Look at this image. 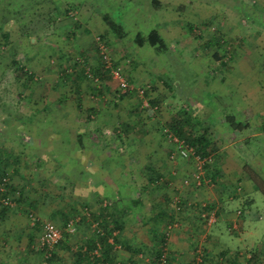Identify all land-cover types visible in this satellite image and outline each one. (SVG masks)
<instances>
[{
	"label": "rangeland",
	"instance_id": "1",
	"mask_svg": "<svg viewBox=\"0 0 264 264\" xmlns=\"http://www.w3.org/2000/svg\"><path fill=\"white\" fill-rule=\"evenodd\" d=\"M106 15L123 24V36L109 27ZM153 29L165 46L148 43ZM138 33L146 39L143 44ZM215 36L221 46L207 47ZM99 40L127 78V92L119 89L110 71L97 75L106 87V92H97L93 72L104 69L95 45ZM217 51L220 59L214 56ZM15 60L32 79L16 70ZM263 108L264 0H0V150L17 163L8 166V182L37 201L32 213L42 226L52 219L63 230L62 214L71 206L78 211L67 215L71 249H57L58 259L49 263V254L32 248L40 244L42 229L34 230L25 206L11 193V210L0 219V264H76L72 253L95 232L88 211L98 213L105 204L113 208L118 197L127 195L118 212L110 209L115 219L123 218L124 205L131 207L129 200L141 190L146 201L166 191L177 219L169 234H176L188 215L193 216L175 204L178 200L185 206L180 195L187 188L194 193L202 189L211 199L196 202L202 225L192 217L203 227L191 236L195 243L196 232L202 231L197 245L204 255L206 237L209 233V241L214 240L217 231L212 227L219 223L220 239L240 249L233 254L247 257L260 250L263 260L264 195L247 192L249 177L242 171L250 163L264 177ZM182 111L194 125L200 121L196 130L206 128L218 147L216 157L211 152V170L206 169L200 187L192 182L194 161L174 155L175 145L163 134L165 124ZM228 113L247 124L245 129H232L225 121ZM125 123L138 132L124 131ZM149 162L156 165L150 175L158 172L161 179L147 187ZM219 165L227 172L214 180L211 175ZM186 179L191 182L186 184ZM117 190L124 193L117 196ZM224 190L232 198L226 210L215 204L211 210L218 213L217 220L209 226L201 217L202 205L213 203ZM141 209L126 213L121 230L114 229L120 240L115 255L122 264L119 254L133 248L123 238L132 243L134 226L156 223L163 230L168 221L152 220L147 204ZM240 210L246 212L242 218ZM55 211L59 213L53 219ZM139 248H144L143 264L149 263L145 259L156 250Z\"/></svg>",
	"mask_w": 264,
	"mask_h": 264
},
{
	"label": "trees",
	"instance_id": "2",
	"mask_svg": "<svg viewBox=\"0 0 264 264\" xmlns=\"http://www.w3.org/2000/svg\"><path fill=\"white\" fill-rule=\"evenodd\" d=\"M105 19H106V22L108 23L109 27L113 31L117 32L120 36H123V34H124L123 24L115 21L114 18H112L110 15H106ZM141 35L142 34L138 33L136 38L140 44H143L146 39L142 38ZM3 37L5 39H8V33H4ZM147 41H148V43H150L153 46H156V45H159L161 47L165 46L164 38L160 35L159 31L156 29H153L149 32V34L147 36ZM102 43L103 42L100 40L95 43L96 49L99 52L98 58L102 59L103 63H104V69H101V70L98 69V71H96V73L93 72V75L96 74V76L103 74L104 71L105 72L110 71V69L107 67L105 60L103 59L104 55L101 53ZM103 44H105V43H103ZM221 44H222L221 40L215 36V37L211 38L209 41H207L206 46L207 47H211V46L218 47V46H221ZM214 56L217 59L221 58L218 55V51L214 54ZM13 63L16 65V70H19L21 72V74L22 73L26 74L30 79L33 78L32 73L31 74L28 73L24 69V67L18 65V62H16V60ZM223 64L226 65V63H224V62H223ZM113 65H114V63H113ZM95 79H98V81L95 80L97 85H98L97 86L98 87L97 92L98 93L99 92L101 93L103 91L106 92L105 91L106 87H104L102 84L99 83L101 76H100V78L97 76V78H95ZM101 82H103L102 79H101ZM151 103H152V105H155L156 101H154V102L151 101ZM192 120L193 119H192L190 114H188L185 111H182L177 116L172 117L171 120H169L168 123L165 124V127L163 128V131H164L163 134H165L168 137L169 133H171L173 136L177 137L179 140H182V141H185L186 143H189L191 146H193L195 148L197 154L201 155V157L212 156L213 155L211 153L212 151L214 152L215 157H216L218 154V152L216 153V151H218V147H217L216 143L214 141H212V139H210V136L208 134V130L206 128H202L203 130L197 131L196 126L198 125L200 127L199 124H201V122L199 121L197 123V125H194ZM225 121L235 131H242L245 129V127L247 125V124L243 123L242 121H239L237 119L236 115L230 114V113L225 115ZM123 129H124V131H129V129H134V126L128 125L125 123V124H123ZM165 129L168 130L167 133L165 132ZM117 132L119 134L120 130L118 129ZM172 143L175 145L174 142H172ZM174 150H175V148H174ZM212 158H213V156H212ZM12 162L15 165L17 164L15 157H13V158L10 157V154H8V152L6 150H4V151L0 150V179L2 181V185L5 186L4 190L0 189V198L2 199V202H0V204H1L0 218L3 219L6 216V214L8 213V211L11 210V205H12V202L14 200L18 205H22L23 207L25 206L24 211L30 216L34 230H41L42 229V231H43V227H44V224L46 221L44 222V224L42 226L41 222L37 221L36 216L32 213L33 212L32 210L37 208V201H34L32 199H28V197L23 192V190L17 191L16 187L12 183H10V181L8 182V175H9L8 166L10 164H12ZM210 166H211V163H209L207 165V167H208L207 169H209ZM152 170L153 169H151L150 171H152ZM210 170L211 169H209V171ZM15 171L17 172L18 169L15 168ZM242 171L252 181L256 190L260 191L264 195V177L260 174V172L256 171L250 165V163H244L242 166ZM145 175L147 178V184H148V185H146L147 187H149L151 184H154L155 181L158 182L161 179V175L156 174V172L154 173V175L153 174L150 175L149 173H145ZM211 176L213 177L214 180H216L218 176L220 177L219 170H216L215 173H213ZM213 179H210V181L213 182L214 181ZM123 184H125L124 187H126V181H124ZM153 186H155V184ZM119 191H123V190H119ZM116 192H118V190ZM11 193H13L15 195V198H13L12 202L9 199V195ZM122 193H124V191ZM117 196H119V192H118ZM121 197H123V195H121L120 198ZM135 201H136L137 206L139 208L141 205H142L141 208H143V204H139L140 202H142L141 200H139V198H137L136 200H133L131 202L135 203ZM180 202L181 201H179L180 207H183V206H181ZM116 205H115V207L112 208V207H109V205L105 204L101 207V210L98 213H94L92 211L90 213L88 211L89 215L92 217V221L95 222V223H93V225H95V232H94L93 236H91L86 241L85 246L80 247L79 250L74 251V253H72V254H75L74 258L79 264H81V263L83 264V262H85V261H87L86 264H122L120 261H117V258L115 255L116 248H118V246L116 244L119 243L120 240L118 237H116V235H113V232H114L115 228L121 230L125 221H123V220L119 221V219L118 220L115 219V217L117 215L110 211V209H114L115 212H118L119 208H117ZM214 206H215L214 203H210L209 205H207V207L205 209L202 208V210L211 211V209H213ZM86 209H88V208H86ZM127 209H128L127 210L128 213H129V211H131V210L129 208H127ZM240 211H241V213H240L239 217L242 218L246 212L244 210H240ZM150 212L152 213L153 211H150ZM58 213H59V211L58 212L55 211V213L51 216V218H53V219L56 218V215ZM75 213H78V211L76 209H74V206H71L69 209V212L62 214L63 217L65 218V221H64V227L65 228L63 230L54 221H52V219L47 220V221L54 222L61 229V232H62V238L52 248H50L48 246V244H46V243H41V241H40V244L38 246L36 244L32 245V248L37 247L38 251L40 250V252H42V253L49 254L48 256H46L47 262L50 263V262L58 259L57 249H60V248L61 249H67V250L71 249V246L69 243L70 234L67 232V229H66L70 226V219L71 218L67 217V215L70 214L72 216ZM216 215H218L217 212H216ZM161 217H163V216H161ZM167 218H168V221L165 222L164 225L162 226L164 229L158 230V232H156L158 234V239H159V243H160L159 247L157 248V250L155 252H154V250H151L148 248L149 253L154 252V256H156L157 262L159 264L165 263L168 261V258H169L168 238L170 236L169 229H170V226L173 225L177 220L175 218V214L173 211L170 214H167L165 219H167ZM158 219L159 218L157 216L152 217V220L157 221ZM165 219L160 220L162 222V224L164 221H166ZM197 248H198V246H196L194 248V251H193L194 252L193 253L194 254V260H195L194 263H196ZM143 250H144V248L142 250H136V251H134V253L138 254ZM260 252H261L260 250H258V251L254 250L251 252V257L249 259L251 264H264V259L263 260L261 259ZM204 256L206 258V254ZM205 261H206V259H204L203 264H206Z\"/></svg>",
	"mask_w": 264,
	"mask_h": 264
},
{
	"label": "crops",
	"instance_id": "3",
	"mask_svg": "<svg viewBox=\"0 0 264 264\" xmlns=\"http://www.w3.org/2000/svg\"><path fill=\"white\" fill-rule=\"evenodd\" d=\"M141 128L144 129L143 127H139V129H141ZM134 130L138 132V128L135 127ZM147 164H148L147 166L150 169H151V167L155 168V166H156V165L150 164V162ZM218 167L219 168L217 170H219V174L222 177L223 171L227 172V170L221 168L220 165ZM157 169H159V168H157ZM146 173L150 174V170L146 171ZM156 174H158V172H156ZM238 179H239V177H238ZM126 180H127L126 177H124L123 181H126ZM246 183H247V186H246L247 192L248 193L251 192L254 194L256 192V188L253 185L252 181L249 180L248 178H246ZM123 186H125V184H123ZM118 192H120V191L118 190ZM118 192L115 194H118ZM151 192H153V191H151ZM227 192L228 191L224 190L222 193H219V195H216V197H214L212 199V202L214 204L219 205L221 210H226V209H224L225 208L224 205H226V202H229V199L232 198V197L229 198V195ZM156 193H157V191H156ZM143 194H144V190L136 192V194L134 193L135 197L130 196L132 199L129 200V204H131V207H129L128 205H124V208L121 207L124 209V210H122L123 218H122V216L120 217V218H122L123 221H125V219H124L125 214L128 213L127 208H129L130 210L133 209L132 213H134V212L140 213V211L142 210L141 209L142 205L139 208L137 206L136 201H135V203L131 202L133 200H136L137 198H139V200L142 201L139 204H143V205L147 204L149 206L148 210L153 211L151 216L152 217L157 216L159 218L157 220V222H159V223L161 222L160 220L165 219L167 214H170L173 211L172 208L169 206V202L167 201V198L169 196L167 195L166 191H163V193L158 192L156 196L153 195V196L148 197L147 201L144 199ZM249 195H251V194H248V196ZM180 196L184 197L181 200H183L184 204H185V206L183 205L182 211L183 212L188 211L189 214L193 215V216L188 215V217L185 219L186 221L183 222L180 230L179 231L177 230L176 234L172 233L171 236L168 238L169 258H168L167 262L169 264H192L195 261L193 251H194V248L196 246H198L197 244L199 243V241H201L199 239V236H200V233L202 231L196 232V234H197L196 239L198 241H196L195 243H194L195 238L192 239L191 234H193L194 231H196L197 229L203 228L202 226H199L197 224L196 220L193 219V221H192V217H197V218H199L201 225L203 224V221L200 218V214L196 210L195 206L197 205V203H201L204 198L208 199V200H211V199H209V197L204 196L202 189H201L200 193H194L193 191H190L189 188H187L186 190H184V192L181 193ZM125 198H127V195H123V197H121V198L118 197L116 199V202H117L116 204H117L118 208H119L120 202H122V200L124 201ZM126 206H128V207L126 208ZM192 207H194L195 209ZM194 210H196V211H194ZM221 210H219V212ZM190 211H194V214H191L192 212H190ZM8 214L9 213H7L3 219H1V218L0 219L4 220ZM174 214H176V212H174ZM161 216H163V217H161ZM120 218H119V221H122ZM221 219H222L221 216H219V220H221ZM133 220H134V218H133ZM190 221H192L191 225H189ZM218 224L219 223H216L212 227V230H213V228L216 227L215 230L217 231L215 233L216 234L215 237H213L214 240L209 241L210 237H208V236H212V235H209V233H208V236L206 237L207 243H205V246H204L205 250H206L205 251V253H206L205 263L206 264H251L250 260H249L251 257L250 254L247 255V257L243 256L242 252L240 254H238L237 252L240 249H238V247L237 248H231V246L229 244H227L226 242L223 241V236H221V239L223 242H220L221 239L219 236H220V233H222V232L219 231V233H218V229H219ZM188 226L192 229L191 233H190V229H189V234L187 233ZM158 230H160V227L156 226V223L146 225V227L134 226L132 228V233L130 234V235H132V237H131L132 239L130 238L132 240V243L127 241L125 238H123V240L127 242L128 246H133V248L129 247V251L131 253L124 254V255L119 254V257L122 258L123 264H143V261L141 260V258L144 257V254L141 252L136 254V253H134V251L141 250L139 248L140 246H145L146 249H147L146 246H149L148 247L149 249L157 250V248L160 245L159 239H158V234L156 233V232H158ZM210 234H213V233H210ZM146 236H148V238H146ZM1 238L2 237L0 236V239ZM135 247L136 248L138 247V249H136ZM147 251H148V249H147ZM234 251H237L236 254H233ZM116 256L118 257V255H116ZM145 260L148 262L150 261L151 263L149 262V263H144V264H159L157 262L156 256H154V254H152V256H150L149 258H147ZM74 262L76 264H79L75 259H74Z\"/></svg>",
	"mask_w": 264,
	"mask_h": 264
},
{
	"label": "built area",
	"instance_id": "4",
	"mask_svg": "<svg viewBox=\"0 0 264 264\" xmlns=\"http://www.w3.org/2000/svg\"><path fill=\"white\" fill-rule=\"evenodd\" d=\"M105 44L101 45V53L104 55V60L107 64V67L110 69V73L114 79L118 82L119 89L125 93L129 90V83L125 75L123 74L122 70L120 68H117L113 65L111 58L109 57V54L106 51V48L104 46ZM98 81V79H96ZM165 132L167 133L168 130L165 129ZM168 138L175 143V153L174 155H177L178 157H181L185 160H193L196 168V172L194 176L192 177V182L196 184V186L200 187L203 185V179L204 174L207 169V165L209 163L213 162L212 156H206L201 157V155L197 154L195 148L191 146L189 143H186L185 141L179 140L177 137L173 136L171 133H169ZM173 155V154H172ZM173 157V156H172ZM191 180L186 179L185 183L189 184ZM210 184H213L210 180L208 181ZM1 189L4 190V188L1 187ZM175 204L177 205V210L179 211L181 209L179 205V201L176 200ZM203 209H205L207 206L206 204H203ZM241 211L238 212L240 216ZM201 217L206 221V223L211 226L213 225L217 220V215L214 210L208 211V210H202ZM177 226V222H175L173 225L170 226L169 232L173 230ZM62 238V232L61 229L52 221H46L43 227L42 235L40 238L41 243H46L50 248H52L55 244L59 242V240ZM164 259V258H163ZM204 252H202V248H198L196 252V263L197 264H203L204 263Z\"/></svg>",
	"mask_w": 264,
	"mask_h": 264
}]
</instances>
